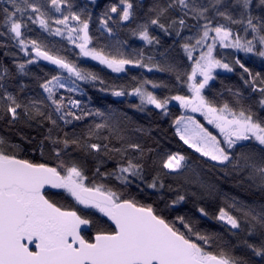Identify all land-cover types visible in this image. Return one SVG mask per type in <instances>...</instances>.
<instances>
[{
  "label": "snow or ice",
  "instance_id": "6c2138e0",
  "mask_svg": "<svg viewBox=\"0 0 264 264\" xmlns=\"http://www.w3.org/2000/svg\"><path fill=\"white\" fill-rule=\"evenodd\" d=\"M0 264H264V0H0Z\"/></svg>",
  "mask_w": 264,
  "mask_h": 264
},
{
  "label": "trees",
  "instance_id": "16d2710c",
  "mask_svg": "<svg viewBox=\"0 0 264 264\" xmlns=\"http://www.w3.org/2000/svg\"><path fill=\"white\" fill-rule=\"evenodd\" d=\"M93 64L95 63V62H92ZM133 74H135V73H133ZM109 78H111V77H109ZM160 78H164L163 76H161ZM131 102H133V103H135V100H131ZM176 114H179L178 112L176 113ZM167 127V123L165 122L164 124H161V128L163 129V128H166ZM225 190L227 191L228 190V186L227 185H225ZM62 202H64V201H62Z\"/></svg>",
  "mask_w": 264,
  "mask_h": 264
},
{
  "label": "rangeland",
  "instance_id": "374dc122",
  "mask_svg": "<svg viewBox=\"0 0 264 264\" xmlns=\"http://www.w3.org/2000/svg\"><path fill=\"white\" fill-rule=\"evenodd\" d=\"M197 118H200L198 114H197ZM201 119H202V118H201Z\"/></svg>",
  "mask_w": 264,
  "mask_h": 264
}]
</instances>
